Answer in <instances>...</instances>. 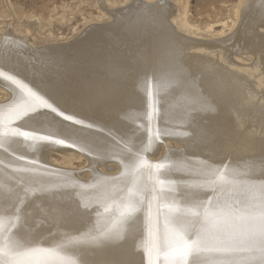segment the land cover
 <instances>
[{
    "label": "bare ground",
    "instance_id": "6f19581e",
    "mask_svg": "<svg viewBox=\"0 0 264 264\" xmlns=\"http://www.w3.org/2000/svg\"><path fill=\"white\" fill-rule=\"evenodd\" d=\"M101 5L107 23L60 44L0 27V264H100L130 232L143 264H169L170 217L191 233L200 202L264 211V0L210 39L171 0ZM203 249L199 264H264L239 232Z\"/></svg>",
    "mask_w": 264,
    "mask_h": 264
},
{
    "label": "rangeland",
    "instance_id": "374dc122",
    "mask_svg": "<svg viewBox=\"0 0 264 264\" xmlns=\"http://www.w3.org/2000/svg\"><path fill=\"white\" fill-rule=\"evenodd\" d=\"M129 1L0 0V27L4 26L3 24L9 25L15 34L19 35L23 30V22L30 21V23H35L31 30L34 31L33 42L36 46L52 43L60 44L74 39L83 30L82 28H85L86 23L90 21L107 23V13H105L101 3L106 4L109 9L113 10L124 7ZM171 1L174 4L176 3L181 18H185L197 39H210L222 32L227 34L236 21L237 9L244 2V0ZM78 163L77 160H73V167L79 169ZM51 235H54V233H51ZM16 240L9 244L8 249H5L10 256L18 255L22 246L26 244L21 240L18 242Z\"/></svg>",
    "mask_w": 264,
    "mask_h": 264
},
{
    "label": "snow or ice",
    "instance_id": "6c2138e0",
    "mask_svg": "<svg viewBox=\"0 0 264 264\" xmlns=\"http://www.w3.org/2000/svg\"><path fill=\"white\" fill-rule=\"evenodd\" d=\"M44 106L51 107L46 102ZM64 119L72 120L73 118L65 115ZM68 134H71L70 130ZM208 205L209 207H205L203 202L196 205L203 211L202 214L198 213L193 219V231L191 233L188 232L187 226L181 223L180 215L168 219L167 223L175 226L174 233L176 237V242L168 243V250L165 251L166 257H173L170 264H199V254L204 250V238L209 232H213L216 239L222 244L227 243L239 232L251 244H259L261 251H264V211H261L258 215L252 213L236 215L229 205L217 204L212 207L211 201L208 202ZM71 215L83 219L85 213L76 208ZM134 223L135 221H133ZM93 239L97 238L93 237ZM136 239L135 234L130 232L127 246H120V257L115 260H104L100 264H143L141 253L136 246ZM138 257L141 258L138 260Z\"/></svg>",
    "mask_w": 264,
    "mask_h": 264
},
{
    "label": "water",
    "instance_id": "95a60500",
    "mask_svg": "<svg viewBox=\"0 0 264 264\" xmlns=\"http://www.w3.org/2000/svg\"><path fill=\"white\" fill-rule=\"evenodd\" d=\"M153 164V163H152ZM150 168V167H149ZM166 257V256H165ZM168 258H167V260H168V263L170 264V262H171V260L173 259V257L172 258H169V257H171V256H167ZM161 260H162V258L157 262V264H161L160 262H161Z\"/></svg>",
    "mask_w": 264,
    "mask_h": 264
}]
</instances>
